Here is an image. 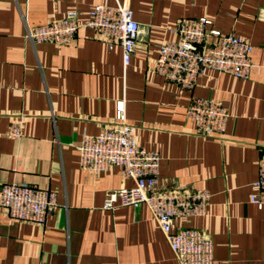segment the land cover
<instances>
[{"label":"crops","instance_id":"obj_1","mask_svg":"<svg viewBox=\"0 0 264 264\" xmlns=\"http://www.w3.org/2000/svg\"><path fill=\"white\" fill-rule=\"evenodd\" d=\"M101 3L131 8L140 23L128 65L120 43L110 49L88 26L66 45L26 38L28 25L70 10L83 23ZM199 17L253 45L258 67L249 78L209 69L183 89L156 72L161 45L178 39V21ZM195 96L228 108L224 133H197L187 111ZM119 101L136 142L161 156L158 187L211 192L204 216L174 228L204 230L214 264H264V208L250 201L264 155V0H0V185L26 182L58 200L44 223L0 212V264H180L146 204L104 208L107 194L132 179L117 166L94 173L79 164L84 134L113 124Z\"/></svg>","mask_w":264,"mask_h":264},{"label":"built area","instance_id":"obj_2","mask_svg":"<svg viewBox=\"0 0 264 264\" xmlns=\"http://www.w3.org/2000/svg\"><path fill=\"white\" fill-rule=\"evenodd\" d=\"M79 16V11L70 10L62 18L41 25H28L26 38L33 43L66 45L75 39L81 26H88L104 37L110 49L120 43L125 64L131 62L141 31L131 8L101 3L90 10L83 23H80ZM211 24L207 17L180 19L175 27L178 39L167 41L160 47L156 72L183 89H193L199 77L209 69L237 78H249L258 67L252 57L253 45L234 33L211 28ZM124 111L125 104L119 101L116 121L98 134H84L79 145V164L83 169L100 173L117 166L123 178L135 182L132 187L109 192L104 208L113 209L119 201L125 206L146 204L180 264H214V243L204 230L174 228L175 220L204 216L211 204V192L180 183L158 187L161 156L136 142L135 128L126 121ZM187 111L199 135L210 138L225 132L230 114L218 99L195 96ZM11 134L20 135L19 126H13ZM253 185L256 191L250 201L262 209L264 155L259 161V174ZM57 205L56 191L26 182L0 185V212H6L15 220L44 223Z\"/></svg>","mask_w":264,"mask_h":264}]
</instances>
